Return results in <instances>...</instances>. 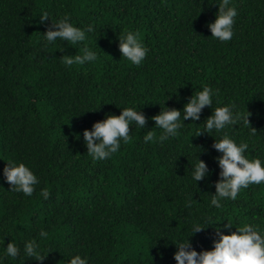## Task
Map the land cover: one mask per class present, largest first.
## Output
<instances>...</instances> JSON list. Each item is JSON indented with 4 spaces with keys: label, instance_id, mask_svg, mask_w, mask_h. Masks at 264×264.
<instances>
[{
    "label": "trees",
    "instance_id": "trees-1",
    "mask_svg": "<svg viewBox=\"0 0 264 264\" xmlns=\"http://www.w3.org/2000/svg\"><path fill=\"white\" fill-rule=\"evenodd\" d=\"M219 2L0 0V239L21 249V257L5 264H69L76 254L90 264H176L173 243L187 240L194 218L215 214L220 228L225 220L233 226L264 221V185L242 189L219 210L209 208L220 154L213 137L196 134L204 131L211 108L199 121H185L176 138L143 141L149 130L160 134L151 120L160 105L182 110L210 86L220 93L213 109L234 104L242 116L251 114L248 126L226 131L249 143V159H264V0H232L235 35L224 43L207 27ZM43 12L54 21L67 13L78 27L95 25L89 47L98 61L68 69L60 58L82 54V45L58 41L43 49L42 35L51 26V20L40 23ZM126 30L138 31L150 49L142 66L122 58L118 36ZM123 107L141 110L147 128L132 126V142L93 163L83 131ZM199 153L210 175L197 185L190 164ZM9 159L40 178L32 197L9 192L3 177ZM45 187L46 200L38 195ZM190 197L197 203L187 208ZM41 229L49 233L40 245L47 257L36 261L23 255V246ZM214 236L209 227L190 240L198 252L212 250Z\"/></svg>",
    "mask_w": 264,
    "mask_h": 264
},
{
    "label": "clouds",
    "instance_id": "clouds-1",
    "mask_svg": "<svg viewBox=\"0 0 264 264\" xmlns=\"http://www.w3.org/2000/svg\"><path fill=\"white\" fill-rule=\"evenodd\" d=\"M218 12L214 22H210L207 27L212 33L213 39L218 42H229L235 35L234 28L238 11L232 0H220ZM51 20V26L42 35L41 47L47 49L57 42L67 43V45H82V54L63 55L60 58L61 64L68 69L72 66H82L98 61L97 53L89 47L90 34L96 31L95 25L88 24L78 27L72 21L70 14H64L59 20H52L48 12H43L40 16V23ZM119 50L122 58L133 66H142L148 57L150 49L143 43L141 34L138 31L126 30L119 35ZM66 48L60 50L65 52ZM219 89L210 86H203L202 90L195 92L184 105L182 110L169 108L166 102L160 107L158 115L151 117L154 121V129H160L157 137L154 130L147 131L143 136L145 144L149 142L163 143L170 138L181 135V129L186 124L185 121L193 122L201 119L203 110L212 109V115L203 123L204 131H198L196 136L207 134L214 138L212 148L220 155L216 157L219 178L215 182V194H211L209 208L221 209L224 202L235 201L242 189H247L250 185H264V159L255 157L249 159L246 156L250 145L247 141H236L231 137L227 129L243 124L248 126L249 116L241 115L234 104L215 107L214 102L219 96ZM171 99V96L170 98ZM168 99V100H169ZM120 114H106L101 121L95 122L91 129L83 131V140L87 149V155L93 161H106L118 153L122 144L132 142L133 136L130 133L132 126L136 129H146L149 118L141 110L135 107L120 108ZM95 112V111H92ZM255 130V129H254ZM216 134L220 139H216ZM191 180L197 185L205 181L210 175V169L205 161L200 159V153L194 157V163L190 164ZM3 177L6 183L11 186L9 192L23 193L25 197H32L40 184V178L24 162L9 159L3 169ZM39 196L45 200L49 198V190L41 188ZM197 203L190 197L185 206L191 208ZM223 224V228L216 227L215 214H203L194 218L190 222V235L187 240L176 239L173 243L176 251L173 259L176 264H264V221L259 224L243 223L233 226L229 220ZM209 227L215 228L212 250L197 251L190 240ZM235 228V231L232 229ZM228 231L230 234H224ZM49 233L41 229L37 237L29 238L24 242L23 255L34 257L36 261H43L47 256L42 255L41 243L48 238ZM11 236V235H8ZM12 237V236H11ZM163 238H167L166 236ZM168 239V238H167ZM169 240V239H168ZM4 239H0V264H5L6 259L16 260L21 257V249L14 240L4 246ZM69 264H90L89 258L79 254L73 255Z\"/></svg>",
    "mask_w": 264,
    "mask_h": 264
}]
</instances>
